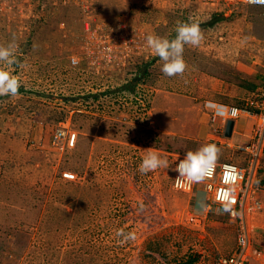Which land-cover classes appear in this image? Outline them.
<instances>
[{
	"label": "rangeland",
	"instance_id": "obj_1",
	"mask_svg": "<svg viewBox=\"0 0 264 264\" xmlns=\"http://www.w3.org/2000/svg\"><path fill=\"white\" fill-rule=\"evenodd\" d=\"M219 14L225 20L215 23ZM190 19L204 38L185 46V72L167 77L145 36L174 38L177 23ZM10 43L18 63L6 67L22 86L0 97V140L19 139L28 154L5 155L0 145V264H214L231 251L235 226L202 184L176 191L173 169L175 155L203 143L220 149L216 164L246 165L239 146L212 132L206 103L264 117V7L0 0V45ZM138 72L143 80L130 93L124 87ZM148 151L169 168L141 174ZM260 215L252 246L264 251ZM120 228L135 239L120 243Z\"/></svg>",
	"mask_w": 264,
	"mask_h": 264
},
{
	"label": "built area",
	"instance_id": "obj_2",
	"mask_svg": "<svg viewBox=\"0 0 264 264\" xmlns=\"http://www.w3.org/2000/svg\"><path fill=\"white\" fill-rule=\"evenodd\" d=\"M210 1L264 7V3L250 2V0ZM242 114L253 115L249 108L219 107L213 110L211 121L217 118H222L223 121L237 119ZM260 121L254 130L250 144L237 147L247 154L246 162L244 160L245 166L230 163L216 164L211 174L200 183L188 184L179 180L176 172L173 177V188L182 193H189L197 184H202L209 195L208 200L211 206L224 212L228 221L235 226L233 248L228 254L218 256L214 264H254L258 261L256 258L260 252L252 246L251 216L259 209L262 201L256 199L255 195L259 192L264 193V184H262L264 183V166L261 165L264 150V117H261ZM182 158L183 156L176 157L175 163ZM63 176L64 178L74 177L71 174ZM224 207H227L229 211H224ZM196 219L190 217L187 221L197 223Z\"/></svg>",
	"mask_w": 264,
	"mask_h": 264
},
{
	"label": "clouds",
	"instance_id": "obj_3",
	"mask_svg": "<svg viewBox=\"0 0 264 264\" xmlns=\"http://www.w3.org/2000/svg\"><path fill=\"white\" fill-rule=\"evenodd\" d=\"M250 2L264 3V0H250ZM200 21L178 22L174 31V38L169 39L157 34H147L145 41L151 54L159 58L160 71L167 77L182 75L186 69L183 53L186 45L192 47L200 46L203 34L200 29ZM17 45L10 43L0 45V97H15L19 95L22 84L13 72L7 70L6 66L17 64L15 50ZM73 64L77 61L73 60ZM220 149L214 143H203L195 150L185 152L182 159L175 163L174 171L177 179L188 184L200 183L213 171ZM159 168H169L166 158L155 151H148L138 165L141 174H148ZM223 207V203H222ZM224 211H229L227 207ZM120 237V243L135 239V233L125 232L122 228L115 232Z\"/></svg>",
	"mask_w": 264,
	"mask_h": 264
},
{
	"label": "crops",
	"instance_id": "obj_4",
	"mask_svg": "<svg viewBox=\"0 0 264 264\" xmlns=\"http://www.w3.org/2000/svg\"><path fill=\"white\" fill-rule=\"evenodd\" d=\"M226 15H228V13H226ZM220 22H222V21H219L218 23H220ZM206 106L213 109V110L215 108L220 107L219 105H215L212 103H206ZM261 117H263V116H261V115L258 116V115H254V114L253 115L242 114L237 119H231L233 121V128H232V134H231L230 138H226V139H228V141L227 140L226 141L229 143L228 147L233 148V146H235V145L240 146V144L242 143L240 141H244L245 139H248V137L251 136L250 134L252 133V131L255 130L257 125L261 122L260 121ZM246 118H250V119L257 118V122L255 123V125L249 127L248 125H246L247 124ZM228 120L223 121L222 118H217L214 121L210 120L211 121L210 127H211L212 132L214 134L218 133V134H222L224 136L225 124ZM220 122L222 123V126L217 125V124H221ZM208 123H209V121H208ZM206 127H207V121L205 119H203L202 124H200V127L198 128L200 133H203L206 130ZM251 128H252V131H251ZM229 140H230V142H229ZM234 141H238V142H234ZM17 143H18V145H17ZM21 143H23V142H21V140L15 139L11 136H6V137H4V139L0 140V145H2L3 153L5 155H13V156H17V157L28 154V153H26L25 148L22 146ZM37 143H39V142H37ZM51 143H52V141H51ZM175 156L178 157L181 155H175ZM238 156H240V155H238ZM241 160L244 162V159H241ZM261 163H262L261 165L264 166V150H263V154L261 157ZM262 184H264V183H262ZM255 198L261 199L262 201L260 203L259 209L252 214L251 223L253 224L254 215L261 213L259 218H261L262 216L263 217L261 219H259V222H257V228H258L257 232L259 233V236L264 239V193L263 192L257 193V195H255ZM189 218H190L189 216H188V218L186 217L187 220ZM252 234H253V232H252ZM258 252H260L259 256L257 257L258 261L254 262V263H258V262L260 263V260H262V257L264 258V251L258 250Z\"/></svg>",
	"mask_w": 264,
	"mask_h": 264
},
{
	"label": "trees",
	"instance_id": "obj_5",
	"mask_svg": "<svg viewBox=\"0 0 264 264\" xmlns=\"http://www.w3.org/2000/svg\"><path fill=\"white\" fill-rule=\"evenodd\" d=\"M215 17H217L216 23L225 19L224 16L220 15V14L218 16H215ZM143 76H144V73L141 74L140 72H138V74L136 75V78L130 80V82H128V84L124 87V89L131 93L134 90V87L136 85H139L142 82ZM139 77H140V79H139ZM251 88H255V86L251 85ZM195 261H196V258H194V259L187 258L186 260H182V261L178 262L177 264H193Z\"/></svg>",
	"mask_w": 264,
	"mask_h": 264
},
{
	"label": "water",
	"instance_id": "obj_6",
	"mask_svg": "<svg viewBox=\"0 0 264 264\" xmlns=\"http://www.w3.org/2000/svg\"><path fill=\"white\" fill-rule=\"evenodd\" d=\"M232 128H233V121L228 120L225 124V129H224V137L225 138H230L232 134Z\"/></svg>",
	"mask_w": 264,
	"mask_h": 264
},
{
	"label": "bare ground",
	"instance_id": "obj_7",
	"mask_svg": "<svg viewBox=\"0 0 264 264\" xmlns=\"http://www.w3.org/2000/svg\"><path fill=\"white\" fill-rule=\"evenodd\" d=\"M234 6V5H233ZM223 9V8H222ZM56 138V137H55ZM59 184V183H58Z\"/></svg>",
	"mask_w": 264,
	"mask_h": 264
}]
</instances>
